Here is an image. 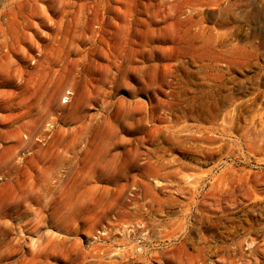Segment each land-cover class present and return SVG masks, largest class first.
<instances>
[{"label": "rangeland", "instance_id": "374dc122", "mask_svg": "<svg viewBox=\"0 0 264 264\" xmlns=\"http://www.w3.org/2000/svg\"><path fill=\"white\" fill-rule=\"evenodd\" d=\"M0 264H264V0H0Z\"/></svg>", "mask_w": 264, "mask_h": 264}]
</instances>
